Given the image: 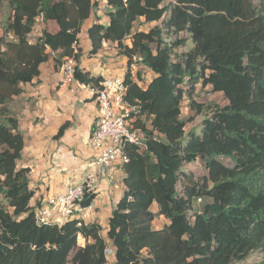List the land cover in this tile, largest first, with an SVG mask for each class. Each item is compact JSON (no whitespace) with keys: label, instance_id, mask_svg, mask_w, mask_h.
Segmentation results:
<instances>
[{"label":"trees","instance_id":"trees-1","mask_svg":"<svg viewBox=\"0 0 264 264\" xmlns=\"http://www.w3.org/2000/svg\"><path fill=\"white\" fill-rule=\"evenodd\" d=\"M104 1L109 22L104 26L96 18L88 28V54H97L110 42L127 59L124 101L137 107L133 125L147 137L144 150L124 148V190L108 219L106 237L99 224L77 218L60 225L36 222L34 207L39 204L30 206V170L17 168L23 135L7 107L22 93L21 85L39 77V65L52 54L55 69L72 56L82 24L98 11L99 3L0 0V16L4 2L11 11L3 32L13 37H0V264H67L71 253L70 264H107L105 238L114 249V264H240L253 253L259 255L255 264H264V0ZM40 16L45 27L30 43ZM165 17L163 27L132 32L141 18L150 24ZM51 23L55 31L48 29ZM164 29L188 34L193 47L172 60L173 49L186 40L166 44ZM80 57L77 47L74 79L96 87L102 78L82 72ZM134 57L154 74L144 88L138 85L141 74L136 72V82L131 72ZM187 81H200L228 101L221 108L211 104L200 135L185 132L194 118H181ZM190 109L196 115L202 112L193 100ZM154 132L161 138L154 140ZM198 159L207 171L201 183L181 176L183 163ZM95 198V193H85L80 208L87 209ZM202 198L209 201L194 212ZM157 216L169 220L162 229L152 228ZM78 236L85 241L82 247L77 246Z\"/></svg>","mask_w":264,"mask_h":264},{"label":"crops","instance_id":"crops-1","mask_svg":"<svg viewBox=\"0 0 264 264\" xmlns=\"http://www.w3.org/2000/svg\"><path fill=\"white\" fill-rule=\"evenodd\" d=\"M95 1L100 6L106 5L104 0ZM100 13L101 11H97L84 21H90V25L84 29V42L88 44L86 49L81 44L84 23L82 24L77 44L81 50L78 67L92 77L118 78L119 76L110 74L111 70L120 63H124L126 67L127 59L116 56L115 43L104 42L97 54H88L91 49L88 28L96 22V18L104 26L109 22L108 17L100 16ZM35 29L34 27L31 32V41L28 37L30 43L41 35L42 30L34 32ZM55 30L56 26H52L51 31ZM52 55L47 62L39 65V77L31 83L21 85L22 93L13 97L8 105L12 116L19 121V129L24 139L17 168L27 167L30 170L29 188L34 191L31 207L36 206V203L42 205L58 194H64L68 187L82 183L88 177L93 179L98 191H94L96 198L90 207L84 210L76 208L70 217L59 213V224L75 218L84 224L97 223L101 226L102 235L107 230L112 210L122 196L125 174L121 171L115 172L112 183L100 181L96 177L90 142L98 117L94 96L89 85H81L75 80L66 82L61 66L54 68L52 58L55 56ZM65 123L68 126L63 135L55 139L54 136Z\"/></svg>","mask_w":264,"mask_h":264},{"label":"built area","instance_id":"built-area-1","mask_svg":"<svg viewBox=\"0 0 264 264\" xmlns=\"http://www.w3.org/2000/svg\"><path fill=\"white\" fill-rule=\"evenodd\" d=\"M37 21H41V16L37 18ZM76 48L77 45H73L72 56L65 58L61 66L65 81L68 83L75 80L74 54ZM133 61L138 64L140 58L134 57ZM90 90L98 109V117L90 140L93 150L92 165L95 167L96 177L100 181L112 183L115 180V172H123V165L128 162L125 146L132 145L139 150H144L147 137L141 129L135 128L133 125L138 110L136 106H131L124 101L127 87L123 78H104L96 87L90 86ZM141 118L145 119L144 116ZM159 138L161 136L154 132L153 139L158 140ZM94 191H98V188L90 177L82 183L68 187L64 194H58L47 199L42 205L34 207L36 222L58 225L59 213L70 217L76 208L81 210L79 204L84 194L94 193ZM196 203H201V199H197Z\"/></svg>","mask_w":264,"mask_h":264},{"label":"rangeland","instance_id":"rangeland-1","mask_svg":"<svg viewBox=\"0 0 264 264\" xmlns=\"http://www.w3.org/2000/svg\"><path fill=\"white\" fill-rule=\"evenodd\" d=\"M52 1H56V0H52ZM168 2L165 1V4H167ZM98 11H101L100 16H106L105 13L107 11H109L108 7L103 4V5H99L98 6ZM97 12V11H96ZM11 16V11L10 8L8 7L7 3L4 2L2 4V11H1V16H0V37L4 36V38L7 41H11L13 40V37L11 34H4L3 29L6 26L9 17ZM167 20V17H165L164 19H162V21L160 22H155V23H150V24H146L143 22V20H138L137 22H135V24L133 25V30L132 32H136V31H143V32H148L151 28H153L154 26L158 25L159 27H163L162 25L165 23V21ZM90 25V21L88 20L87 22H84L83 27H82V31H81V44L83 46L84 49L88 48V44L86 42H84V29ZM52 26L55 25H48V29L51 30ZM38 27V29H37ZM45 27V25L43 24L42 21H38L35 24V30L34 32H40V30H42ZM33 35L30 34L29 38L30 41L32 40ZM179 39H184L186 40V43L182 46L179 47H175L172 51V60H176V57L180 56L183 53L188 52L192 47V43L190 41L189 35L186 33H180L178 35L176 34H171L170 32L167 31V29H164L163 32V40L166 44H173L176 41H178ZM124 43L129 45L130 44V39H125ZM152 48L154 49L155 46L152 45ZM117 49V48H114ZM117 55L116 56H121L118 54V49L116 50ZM115 56V55H114ZM121 60V59H120ZM122 62V61H120ZM126 71V67L124 63H120L119 65H117V67L113 68V70H111V73L113 76L117 75L119 76L118 78H123L124 76V72ZM131 72L132 75L134 77V79L136 80V72H139L141 74V80L140 82H138V85L141 88H144L146 86V83L148 81H150V78H153V73L151 71H149L147 68H145L144 66L134 63L133 66H131ZM187 80V79H186ZM137 82V80H136ZM183 88V97H182V102H181V118L186 120L190 117V118H194L192 122H187L186 127H185V132H190V131H194L196 134L200 135L201 132V127H202V122L203 120L210 116V112L209 110L211 109V104L212 105H216L218 107H224L228 104V101L226 100V98L223 96V94L221 93H213L211 92L210 88H203L201 86L200 81L198 83H191L189 81L186 82L185 85L182 86ZM191 100H193L196 104L201 106L202 112L198 115L195 114V110L190 109V105H191ZM11 102V101H10ZM10 102H8V105L10 104ZM10 115H13V113L10 112ZM1 118H0V122H1ZM221 162L230 165L231 162L228 159H221ZM181 176H186V175H190L192 180L194 182H198L201 183L203 178L207 177V171L204 168V163L198 159L196 160L194 163L191 164H187V163H183L182 167H181ZM177 192L179 194L182 193V186L179 183L177 185ZM0 201L4 203V199L2 196H0ZM208 199H204L202 198V203H196L194 204V212H199L202 210L203 204L205 202H208ZM36 203V201L34 202ZM33 203V204H34ZM151 211L156 213L157 212V207L155 204L152 205L151 207ZM169 223L168 219H165L162 216H157L154 221L152 222V228L153 229H162L163 226H165L166 224ZM60 225V224H59ZM102 236L106 237V232L103 233L102 232ZM106 240V244H107V248H106V259H107V264H114L115 259H114V249L112 247L111 242L105 238ZM85 241L81 236L77 237V246L78 247H82L84 246ZM72 254H70L69 256V260L67 264H70V259L72 257ZM259 259V255L257 253H253L251 254L246 260H244L242 263L240 264H255Z\"/></svg>","mask_w":264,"mask_h":264}]
</instances>
